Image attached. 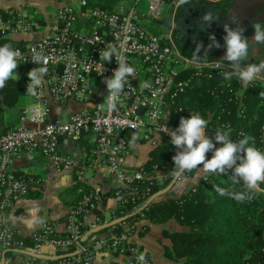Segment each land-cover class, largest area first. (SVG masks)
I'll return each instance as SVG.
<instances>
[{"label": "built area", "instance_id": "built-area-1", "mask_svg": "<svg viewBox=\"0 0 264 264\" xmlns=\"http://www.w3.org/2000/svg\"><path fill=\"white\" fill-rule=\"evenodd\" d=\"M138 3L139 0H121L111 10L91 7L87 0L63 3L56 7L46 26L48 33L12 45L20 53L18 64L28 67L25 94L30 70L46 67L47 73L43 86L38 89L39 95L30 96L33 102L21 109L17 124L0 134V214L23 198L29 189L31 180L27 173L11 171L12 161L20 155L32 160L40 154L57 171L74 172L77 190L82 194L81 200L67 210L63 234L49 221H43L27 236L30 244H26L25 237L0 223V254L4 250L40 252L44 246L63 253L75 249L79 252L55 262L23 254L13 264H89L97 248L126 252L130 256L129 264H138L136 257L140 252L131 241L132 232L122 226L123 222L111 226H120L123 228L120 231L107 230L90 243L80 244L85 230L102 222L96 215L93 220H87L99 207V202L92 190H84L87 181L83 168L59 150V142L63 137L79 141L84 134L91 133V157L107 167L112 195L118 206H134L151 193L159 177L156 166L155 169L143 165L124 166L123 156L129 147L127 134L136 133L151 146L161 140L170 141L163 126L169 131L179 127L183 111L179 99L192 79L210 77V70L221 75L229 71L224 62H199L176 47L171 36L173 19L168 27L163 26V21L167 14L174 18L177 8L183 4L179 0H148L145 13L138 9ZM11 15L0 12V46L6 44L4 40L10 34L31 32L39 25L20 12ZM140 19L161 25L165 33L157 35L146 30ZM112 45L135 71L127 77L116 102L117 110L109 112L106 105L101 106L108 95L104 81L112 76L118 64L115 57L111 63L100 60L99 54ZM191 68L194 69L192 75L183 77L182 73ZM145 82L149 86L141 88ZM49 102L59 106L77 102L80 108L70 112L65 121L50 120ZM262 131L264 140V125ZM146 262L151 264L147 258Z\"/></svg>", "mask_w": 264, "mask_h": 264}, {"label": "trees", "instance_id": "trees-1", "mask_svg": "<svg viewBox=\"0 0 264 264\" xmlns=\"http://www.w3.org/2000/svg\"><path fill=\"white\" fill-rule=\"evenodd\" d=\"M87 1L91 7L111 10L121 0ZM227 1L230 0H226V4ZM222 2L217 4L218 7ZM213 6L214 4L207 0H189L181 4L180 9L177 8L174 18L181 10L192 11L197 13L201 22L202 11H206L205 7L213 8ZM0 12L4 13V10ZM206 12H209L208 9ZM37 22L43 24L44 19L38 17ZM173 22L176 32L177 22L174 19ZM204 29L203 35L206 38L210 29L205 25ZM172 39L181 52L192 55L183 49L176 35H173ZM4 41L11 45H19L23 42L9 38ZM27 68L26 65L19 64L16 69L19 79L9 80L6 86L0 89L5 106L14 105L18 97L23 94ZM193 72V68L188 69L182 73V76H190ZM210 72H212L210 77L205 76L200 80L193 76L192 82L179 99V104L183 106L181 117L190 118L191 114L199 113L208 121L206 129L208 138H212L218 128L225 130L230 128L233 142L245 135L252 136L255 138L256 147L263 150L264 98L259 95L264 92L262 82L253 80L245 89L234 77L226 80L224 75L216 74L213 70ZM220 146L216 144V147ZM150 154L149 160L144 163L145 167L157 164L159 168L169 167L170 171L174 168L172 157L176 154V149L170 141L161 140L152 147ZM211 157L212 154H206L207 159ZM193 172L186 173L185 176H191ZM217 186L229 190H242L240 185H232L227 175L207 174L179 197L149 200L152 194L161 189L157 184L142 201L134 206L118 207L114 214L118 217L131 213L123 222L131 232L137 228L136 222L141 213L155 223L174 219L182 229L163 230L162 237L166 239V243L162 244V249L163 255L176 264H264V184L260 185L251 201L244 203H237L228 195H219L214 190ZM84 190L88 191L85 186ZM81 195V192L77 193L70 207H74L81 200ZM94 214L104 220L100 212ZM121 229L123 228L115 226L106 228L102 232L107 230L118 232ZM25 238L26 244H30L29 239ZM6 252L10 254L14 251Z\"/></svg>", "mask_w": 264, "mask_h": 264}, {"label": "crops", "instance_id": "crops-1", "mask_svg": "<svg viewBox=\"0 0 264 264\" xmlns=\"http://www.w3.org/2000/svg\"><path fill=\"white\" fill-rule=\"evenodd\" d=\"M78 0H0V10L4 12H20L24 13V9L30 7V5H39L40 13L43 16L44 23L39 24L38 27L34 28L31 32H18L8 36L9 39L14 41H28L39 38L48 33L47 25L51 22L50 13L47 11V6L56 9L63 3H76ZM209 1V0H207ZM222 2L225 6L226 0L209 1L218 6L217 4ZM232 1H235L233 4ZM221 5V4H219ZM226 5L230 7L240 8V5L236 0L227 1ZM35 7V6H34ZM36 9V8H35ZM259 10L252 12V18H256L255 14H258ZM48 14V15H47ZM32 19V17H29ZM33 20H35L33 18ZM220 22L214 21L208 30L209 35L205 39L210 43L209 36L214 34L216 41L220 44L221 52L216 55L205 53L200 55H188L193 60L202 61H219L228 64L227 61L222 60L225 55L226 48L224 46V36L226 33L221 30H216L219 27L217 24L228 21L224 17L217 19ZM37 21V20H35ZM250 17L245 19V22L249 23ZM208 26L206 23H203ZM250 41L252 37L247 36L243 33ZM180 51V50H179ZM181 52V51H180ZM183 53V52H182ZM184 54V53H183ZM191 54V53H190ZM214 56V57H213ZM213 57V59H211ZM216 57V58H215ZM209 58V59H208ZM264 61V44H251L249 46V54L246 61L243 62L244 66L248 63L259 64ZM264 84V73L257 77ZM25 95V90L21 96L18 97L17 101L12 106H5L3 104L2 96L0 95V134L15 126L18 122L21 109L31 104V99ZM50 109L49 119L61 118L65 121L68 113L80 108V104L77 102H70L67 105L59 106L51 102L48 103ZM127 136L129 141V147L126 154L123 156V164L126 167H137L146 162L149 159V153L151 152L150 147L142 142L141 137L136 133H128ZM92 134L86 133L79 141H73L68 137L61 138L59 142V150L71 156L77 166H81L84 170V176L87 181L85 185L86 189L92 190L97 196L99 202V208L97 212L103 215L104 222L111 220L113 213L118 209V203L112 195L111 191V177L107 171V167L104 163L99 160H94L91 157L92 147ZM143 143V144H142ZM264 151V147L263 150ZM11 171L16 174L23 172L27 173L31 183L26 195L17 201L10 209L0 214V223L3 222L6 226L13 229L19 236L27 237L37 229L40 222L49 221L52 223L57 232L63 234L66 232V226L64 218L68 208L74 203L78 190L77 184L75 183L74 172L57 171L42 155H36L32 160L26 159L23 155L15 158L11 163ZM207 175L203 172L202 168L195 170L192 176H184L178 178L175 184L162 195L154 199L158 201L164 198L179 197L183 193L187 192L192 188L202 176ZM88 192V191H87ZM82 196V195H81ZM95 213V212H94ZM106 214H109V218H106ZM94 218V214L87 216V220L91 221ZM141 218V219H140ZM140 222L136 223L137 228V241L141 247L150 256L153 264H176L174 261L166 258L163 255L162 244L166 243V239L162 237L163 230H179L182 229L172 219L162 223H155L146 218L144 215L140 216ZM138 219V220H139ZM176 223V224H175ZM127 228V226H125ZM103 231V230H102ZM102 231L97 232L96 236H101L104 233ZM4 250L0 254V263L3 259V264H13L23 253L14 251L12 253ZM39 253L46 255H61L64 254L60 250L52 246H44ZM89 264H125L124 258L114 253L98 252L95 258Z\"/></svg>", "mask_w": 264, "mask_h": 264}, {"label": "clouds", "instance_id": "clouds-1", "mask_svg": "<svg viewBox=\"0 0 264 264\" xmlns=\"http://www.w3.org/2000/svg\"><path fill=\"white\" fill-rule=\"evenodd\" d=\"M180 3H187L188 0H179ZM218 19L212 14H206L203 23L210 26ZM236 24L233 29L230 25ZM254 34L251 41L243 35L245 29L239 26L235 17L231 23L223 25L225 55L222 60L228 62L229 71L225 72L224 79L231 80L237 78L246 89L247 85L264 73V61L259 64L248 63L246 67L243 62L247 60L249 46L251 44H264V24L254 22L252 24ZM210 44L208 49L219 48L220 44L215 39V35L209 36ZM199 47L203 48L201 44ZM20 53L13 49L11 44L0 46V89H3L11 79H19L16 74L18 68V57ZM100 60L111 63L113 57L118 64V68L113 71L110 78L105 79L108 89L107 98L101 104L107 111L117 110V100L124 90L127 77L132 75L135 69L124 62L115 45L108 46L100 51ZM47 73L46 67H36L30 70L27 75L29 83L26 86V94L32 97L39 95L38 89L44 84V76ZM147 88L145 82L140 85ZM264 98V92L259 94ZM208 121L201 114H191L190 118L181 117L179 127L169 131L163 126V131L170 135V143L175 147L176 154L172 157L174 168L172 175L176 178L184 177L186 173L201 169L206 174L227 175L232 185H240V191L215 187L214 190L221 196L228 195L237 203L251 201L255 192L264 184V151L256 147L255 138L243 136V138L233 142L231 139V129L218 128L212 138L206 136ZM215 141V143H214ZM216 144L221 145L216 147ZM212 151L211 159L206 158V154ZM231 171V175H229ZM138 264H147L145 253L136 257Z\"/></svg>", "mask_w": 264, "mask_h": 264}, {"label": "flooded vegetation", "instance_id": "flooded-vegetation-1", "mask_svg": "<svg viewBox=\"0 0 264 264\" xmlns=\"http://www.w3.org/2000/svg\"><path fill=\"white\" fill-rule=\"evenodd\" d=\"M234 2L235 1H232L231 4H233ZM236 2L240 5L239 9L235 6L230 7V5H220L219 7L213 6V8L205 7L206 11L208 9L209 12L202 11L203 17L201 22L200 19H198V16L196 15L197 13L184 10L179 11V13L174 18V21L177 22V26L175 28L176 32L174 31L173 25L171 36L176 35L177 40L179 44L183 47V49L193 55H200V57H203L202 55H204L205 53L211 55H216L220 53V48H212L211 50L208 49V45L210 43L207 42L205 36L203 35V30H205L204 25L202 23L204 17L206 14H212V16L217 17L219 19L222 17L229 19L228 21L217 24L219 27H217L216 30H221V32H223V25L225 23H231V19L235 17L239 23V26L245 29L244 34L249 37H252L254 34L252 24L254 22L264 24V0H236ZM256 10H259L258 14H255L258 19L252 18V12ZM247 17L251 18V21L249 23L245 22V19ZM217 21L218 20L216 19V22ZM230 26L233 29L237 27V25L234 23ZM201 44L204 46L203 48L199 47V45Z\"/></svg>", "mask_w": 264, "mask_h": 264}, {"label": "rangeland", "instance_id": "rangeland-1", "mask_svg": "<svg viewBox=\"0 0 264 264\" xmlns=\"http://www.w3.org/2000/svg\"><path fill=\"white\" fill-rule=\"evenodd\" d=\"M55 1H57V0H55ZM39 5L41 6L42 4H38L37 6L39 7ZM147 5H148V0H139V3H138V9L140 10V11H142V12H146V9H147ZM35 6V7H34ZM35 4H32V5H30V7H27V8H25L23 11H24V13L25 14H27L29 17H32V19L34 18L35 20H37L38 19V17H41L42 19H43V16H42V14L40 13V8H38ZM36 8V9H35ZM47 11H48V13H50V18L51 19H49L50 21L52 20V18H53V16H54V13H55V9L53 8V7H50V6H47ZM3 15H5V16H12L11 14H13V12H9V11H7V12H4V13H2ZM48 15V14H47ZM37 22V21H36ZM37 23H39V22H37ZM140 23L146 28V30H148V31H150V32H153V33H156L157 35H160V34H162V33H165V31H166V29L164 28V27H162L161 25H159V24H156V23H154V22H146L144 19H140ZM138 68L139 69H142V67L140 66V65H138ZM237 79V78H236ZM255 80H259L258 78H256ZM261 81V80H260ZM263 84V83H262ZM264 85V84H263ZM24 96H28L27 94H25ZM30 99H31V102H33V100H32V98L30 97V96H28ZM41 108H42V110L44 109V107L41 105ZM141 140H142V142L143 143H145L148 147H150V148H152L153 146H151V144L148 142V141H146V140H144V139H142V137H141ZM166 141H168V140H166ZM142 143V144H143ZM150 153H149V158H150ZM149 159H147L146 160V162L148 161ZM143 166H144V164H142ZM154 166H156V169L154 168ZM145 167V166H144ZM148 168H151V169H155V172H156V174H157V176L159 177V183H158V185H160L161 186V189H162V187L164 186H166L167 184H168V182L172 179V177H173V175H172V172L169 170V167H167V168H163V167H161V168H159L158 167V165L157 164H152L150 167H148ZM194 172H195V170H194ZM194 172H193V174H194ZM192 174V175H193ZM191 175V176H192ZM188 177V176H187ZM178 179V178H177ZM200 179V178H199ZM177 181V180H176ZM175 181V182H176ZM175 184V183H174ZM173 184V185H174ZM172 185V186H173ZM171 186V187H172ZM163 187V188H164ZM170 187V188H171ZM169 188V189H170ZM168 189V190H169ZM162 195V194H161ZM160 196V195H159ZM158 197V196H157ZM156 197V198H157ZM154 200V199H153ZM99 208V207H98ZM115 213V212H114ZM113 213V217H112V219L113 218H116L117 217V215H115ZM92 214H94V212H91L90 213V215H92ZM94 216H95V214H94ZM141 217L143 216V214L141 213V215H140ZM110 216H109V214H106V218H109ZM119 217V216H118ZM141 219V218H140ZM138 220L136 223H139L141 220ZM174 222H176L174 219H172ZM102 222H104V220H101ZM43 222V221H42ZM101 222V223H102ZM41 223V222H40ZM64 223H65V221H64ZM177 223V222H176ZM175 223V224H176ZM178 224V223H177ZM179 225V224H178ZM122 226H124V228H126L125 226H127V224H125V223H123V225ZM128 227V226H127ZM179 227L180 228H182V226L181 225H179ZM86 231V230H85ZM136 230H134L133 232H132V234H131V241L136 245V247L138 248V250H139V252H140V254L141 253H145V255H146V258L148 259V261L151 263V264H153V262H152V260H151V258H150V256L147 254V252L141 247V245L138 243V241H137V232H135ZM102 233H105V232H102ZM95 234H97V233H95ZM95 234H93V235H91L87 240H86V243H90V240L92 239V238H94V237H96V235ZM98 252H106V253H114V254H116V255H118V256H122L123 258H124V262H125V264H129V258H130V256H129V254H127L126 252H121V251H119L118 249H111V250H109V251H105V250H103L102 248H97L96 249V255H97V253ZM95 255V256H96Z\"/></svg>", "mask_w": 264, "mask_h": 264}, {"label": "water", "instance_id": "water-1", "mask_svg": "<svg viewBox=\"0 0 264 264\" xmlns=\"http://www.w3.org/2000/svg\"><path fill=\"white\" fill-rule=\"evenodd\" d=\"M174 19L173 16H171V14H167L165 16V19L163 21V26L165 27H168L169 26V23L171 22V20ZM159 23V21H158ZM69 114V113H68ZM208 153L210 154H213L212 151H209ZM177 180L176 177H172V179L169 181V183L162 189H159L157 190L154 194H152L149 198V200H153L155 199L157 196L165 193L174 183L175 181ZM95 213H97V210L94 211ZM131 215V213H128L126 215H123V216H119V217H116V218H113L111 220H108V221H105V222H102L100 224H97L93 227H90L88 228L81 236L80 238V244H84L86 242V240L93 234L97 233V232H100L106 228H109L115 224H118V223H121V222H124L129 216ZM17 252H20V253H23V254H26V255H29L31 257H34V258H37V259H43V260H49V261H52V262H55L61 258H64V257H67V256H70V255H74V254H77L79 252V249H75L74 251L72 252H68V253H64V254H61V255H46V254H43V253H39V252H31V251H28V250H17ZM4 259V258H3ZM3 259L1 261L0 264H3Z\"/></svg>", "mask_w": 264, "mask_h": 264}]
</instances>
